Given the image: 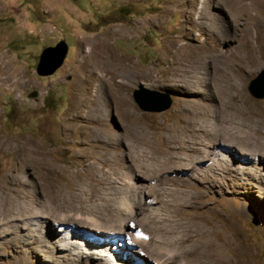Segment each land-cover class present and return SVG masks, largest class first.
Here are the masks:
<instances>
[{
  "label": "rangeland",
  "instance_id": "374dc122",
  "mask_svg": "<svg viewBox=\"0 0 264 264\" xmlns=\"http://www.w3.org/2000/svg\"><path fill=\"white\" fill-rule=\"evenodd\" d=\"M202 1L222 21L215 37L219 38L222 30L223 39L215 40L203 29L192 26L190 21L197 16ZM219 3L220 0H0L1 215L23 205H43L55 214L74 211L79 206L84 210L86 205L105 199L109 202L113 194L122 203L132 184L144 183L145 188L141 189H150L158 200L152 202L159 216L155 215L150 222L164 229L153 230L150 225H143L140 228L146 234H167L170 224L178 221L186 227L181 250L193 246L194 253L207 250L212 260L220 264H264V169L251 175L249 168L242 166L243 172L235 175L231 165L232 172L216 171L219 182L214 184L196 182L186 170L166 173L180 154L200 155V151H187L190 133L199 134L203 143L207 141L206 130L210 132L214 126H240L239 130L249 132L253 130H246L247 127L257 123L263 126L264 98H254L249 83L264 69V34L257 25L253 26L257 38L253 36L249 44L255 46L257 64L250 65L240 78L237 71L244 46L226 60L220 54L217 57V52L240 45L238 30L242 20L234 22ZM227 7L238 13L234 6ZM104 37L107 49L124 58L123 65H132L135 73L127 74L119 67L120 71L108 74L113 78L98 86L96 92L94 87L84 85L92 97L80 107L81 117L70 121V83L77 73L75 67L83 61L90 43ZM61 40L68 46L63 64L52 75L39 76L36 65L40 53ZM178 46L181 49L176 56ZM201 50L204 51L194 60ZM217 67L218 78L230 76L235 82L236 90L231 93L238 91V107L245 113L248 108L255 110L248 119L235 114L224 117L218 109V99L205 98L207 93H213L212 78ZM185 70L186 80L196 72L201 78L197 89L185 86L183 78L177 77ZM122 75L126 77L121 79ZM140 84L168 92L170 108L161 113L141 111L132 98ZM34 92L36 95L32 96ZM125 102L134 114L131 120L127 118ZM69 123L78 128L66 129ZM28 137L33 142L27 145L31 154L25 158L19 149L21 141ZM235 155L240 156L236 151ZM251 161L259 163V157L253 156ZM146 177L152 183H147ZM147 212L143 209L138 218L148 217ZM198 226L203 228L200 235L194 231ZM92 229L81 230L94 235ZM54 230L55 235L60 233L56 227ZM171 232L169 235L178 234ZM217 237L220 240L214 247H200V242L210 238L216 242ZM4 246L0 248V264H18L27 247ZM31 249L33 254L25 258L30 257L33 264H51L40 252L45 251L44 247L37 245ZM56 252L58 255L59 251Z\"/></svg>",
  "mask_w": 264,
  "mask_h": 264
},
{
  "label": "bare ground",
  "instance_id": "6f19581e",
  "mask_svg": "<svg viewBox=\"0 0 264 264\" xmlns=\"http://www.w3.org/2000/svg\"><path fill=\"white\" fill-rule=\"evenodd\" d=\"M201 4L202 6L196 10L197 16L194 18V20L190 21L192 26L203 29L209 35L214 36L215 40H218L219 38L223 39L225 35L222 33V30L220 31V35H218L219 38L215 37V34L219 32L220 28L222 27V21L215 14L211 13L210 8L207 7L203 1ZM219 4L228 10V15L234 20V22L242 20L241 29L238 30V32H240L239 47H232L230 49L224 50V52L216 51L218 53L217 57H219L220 54V57L226 60L232 56V52L238 51L244 46L242 49L244 55L240 56V66L237 71L238 74L240 73L239 76L241 78L242 74L245 73L246 69H249L250 65L257 64L258 57L255 46L253 43L249 44V41L253 38V36L257 38V30H252L254 25H257L258 28H261L262 33L264 34V0H220ZM193 5L194 3L190 2V6L193 7ZM231 5L238 10L237 14H234L228 9L227 6ZM251 11H255V13L251 14ZM240 16H242V18ZM106 46V37L102 39L100 38L93 43H90V49L89 51L85 52V56L82 59L83 61L75 67L77 73L75 72L76 74L70 83L73 89L72 106L68 118L70 121H74L75 119L81 117L80 107L87 102H90V98L92 97V95L89 94V92L84 88V85L94 87L96 92L98 90V86L105 85L106 82H109L108 78H113V76L107 77V75H116L117 72L120 71V68L127 74L135 73L134 67L132 65L127 63L123 65L124 58L121 59L114 50L109 48L107 49ZM99 47L101 48L100 52ZM180 49L181 46H178L175 50L177 52L176 56L180 54ZM211 50L213 49H209V51ZM202 51L204 50H201L197 55H195L194 60L198 59L197 57L200 56ZM190 59H193V57L191 56ZM218 68L219 67H217L213 73L214 76L212 81L215 86L213 93L210 95L207 93L205 98H209L210 96L212 99L217 98L218 109L223 113L224 117H233L232 114H235L241 119H243L245 116V118L248 119V116L251 113H255V110L248 108L247 113H245L242 108L238 107L237 104L240 102L241 97L239 98L238 91H234L235 94L231 93V90L235 89L233 85L235 82L230 76L225 77L224 79L218 78V76H216V73L219 72ZM186 71L187 70L183 71V73L181 75L179 74L180 76L177 77L183 78L181 82L185 86L191 87V89H197L202 83L201 78L196 72L193 76L190 75L192 79L190 78V80H186L184 78ZM122 76L123 77H121V79L126 77L124 75ZM94 82H98V84L96 86L92 85ZM217 84L218 86H216ZM121 86L122 85L119 84L118 88H121ZM197 92L200 93L199 90H197ZM93 103L96 104L95 97H93ZM124 105L126 106L127 118L130 120L133 119L134 114L130 112L129 104L125 102ZM194 112L195 111L192 113ZM195 121L196 119H193V122ZM250 122L252 123V121ZM261 122L263 126L257 123L254 125V127H247L246 130H253V132L239 130L240 128L238 127L240 126H237L236 128L214 126L211 131L209 130L211 133L206 130L207 135H205L207 136V141H204L205 143L199 141V134L190 133L188 137L189 142L186 145L187 151H200V155L195 157H193V155L190 157V155L186 156L182 154L183 156H181L180 154L177 157V163L175 165L173 164L172 167L167 169L166 173H173L175 170H186L189 173L191 172L190 174L192 175L189 177L194 179L196 182H208L214 184L219 182V178H217L218 176L216 177L214 175L217 173L216 171L219 170L223 173L232 172L230 171L231 165L233 166V173L235 175H239L243 172L244 169H241L242 166L249 168V174L251 175L254 174V172L259 171L258 169L263 170L264 132H261L260 129H264V119H262ZM69 128L78 127L74 123H69L66 125V129L69 130ZM218 137H221V139H218ZM30 142L32 143L33 141L28 137L24 139V141H21L22 146L21 148L19 146L20 149L18 148L25 158L31 154L30 148H26ZM199 143H202L203 145L201 144V146H195ZM233 148H235L237 154H240V156L238 155V158L235 155ZM231 156H234V159L236 158L238 160H233V157ZM253 156L256 158L259 157V163L257 161H251ZM205 163L209 164L205 165ZM175 178L177 181H179L176 175ZM145 180L147 183H152V180L150 181L149 177H146ZM246 183L248 182H242L240 185H245ZM132 186L133 188L128 189V192L130 193L124 198L122 203L119 202V199H117L119 196L113 194L112 198L109 196V202H107L105 199L104 202H100L95 205H93L94 203L86 205L84 206V210H82V206H79V208L74 209V211L63 210L55 214L54 212L50 213L48 207L45 208L43 205H23L21 207L18 206V208H15L14 210L7 209L8 213L5 216H3V214L1 215L0 213V248L5 247L4 245L7 244L12 247H16L18 244L27 246L23 253L24 256L17 260L18 264L20 261L21 264H33V260H30V257L27 258L28 256L25 258V256L28 254H33L31 247L35 248L37 245L45 248V251L40 250V252L42 255H44L43 259L51 264H133L132 260L127 259L123 261L120 257H118V255H114L115 257L113 256L112 258L115 259H111L109 256L111 254H108L107 249L106 252L104 251V246H110L109 241L115 238L114 235L125 236L126 234H130L132 237L131 242L135 246L130 252L132 255L142 259L145 264H220V262L212 260L211 252L209 253L207 250L204 252L202 251L203 249H201L199 252L197 251L194 253L193 251L195 246L186 250L180 249L179 245L185 236L186 227H183V225H181L178 221L174 222L173 226L170 224V229L166 230L168 232H166L167 234L157 233L156 231L151 233L147 232L146 234L144 230L140 228L143 225H150L152 229L154 228L153 230L162 229L160 224L159 226L158 223L156 224L155 222H150L152 217L155 218L154 216L158 215V210H154V205L152 202L156 200L155 195H153L154 193H151L152 191H149L150 189L142 190L145 188L144 183H141L140 185L132 184ZM157 202L158 200L155 201V203ZM143 209L149 212V216H141L138 218L141 215ZM60 225L67 227L73 226L76 236L73 239H69L65 230L55 235V230L53 231V227H56L57 229ZM90 227H93L92 230H94L95 236H100L99 238L101 241H103L102 245L99 243L94 244V242H92L94 239H92L90 242H84L81 237V229H89ZM132 228L135 230L134 233ZM202 229L203 228L198 226L194 229V231L200 235ZM173 230L178 232V234H172L173 236L169 235ZM169 231L171 233H169ZM213 232L214 230H211V233ZM96 233H100V235H97ZM6 235L8 236L6 237ZM207 236L209 235L206 234V237ZM217 239L218 240L216 242L212 241L211 238L207 239V241H202L199 243L201 244L200 247L205 248V245L210 247L213 245L214 247L217 245V243H219L220 239L218 237ZM117 249L123 250L122 248ZM125 250L126 249H124V251ZM56 251H59L58 255H55V253H57ZM196 254L198 257L193 259V256L191 255ZM35 259L37 260V257H35Z\"/></svg>",
  "mask_w": 264,
  "mask_h": 264
},
{
  "label": "water",
  "instance_id": "95a60500",
  "mask_svg": "<svg viewBox=\"0 0 264 264\" xmlns=\"http://www.w3.org/2000/svg\"><path fill=\"white\" fill-rule=\"evenodd\" d=\"M68 52V46L61 40L53 46L46 47L39 55L36 73L39 76H49L61 67ZM249 92L256 99L264 98V69L249 83ZM34 92L32 96H35ZM136 106L143 112L161 113L168 110L172 100L168 92L150 90L140 84L132 94Z\"/></svg>",
  "mask_w": 264,
  "mask_h": 264
}]
</instances>
